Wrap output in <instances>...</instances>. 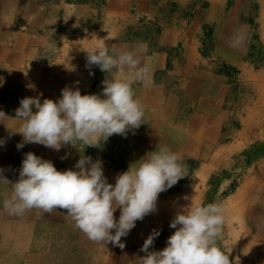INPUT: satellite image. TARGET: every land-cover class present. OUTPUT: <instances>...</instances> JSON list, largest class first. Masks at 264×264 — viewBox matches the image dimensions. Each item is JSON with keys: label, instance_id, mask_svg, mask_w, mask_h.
<instances>
[{"label": "crops", "instance_id": "0c3cea01", "mask_svg": "<svg viewBox=\"0 0 264 264\" xmlns=\"http://www.w3.org/2000/svg\"><path fill=\"white\" fill-rule=\"evenodd\" d=\"M249 4L250 0H0V78L4 80L0 111L6 115L0 118L4 140L0 169L10 181L0 183V264H135L153 230L160 235L150 250L166 246L168 221L184 203L197 197L201 203L205 194L188 185L181 191L161 192L155 213L137 221L121 238L123 249L89 240L66 210L31 209L17 216L3 208V200L11 195V182L19 178L27 152L51 161L59 171L74 169L81 155L90 156L102 161L109 183L163 145L186 165V175L179 181L197 180L202 171L215 170L218 147L232 156L233 116L240 117L243 127L246 121L241 116L249 109L247 93L231 92L238 82L248 92L251 83ZM102 43L117 50L147 46L142 60L152 70V84L133 85L143 106L144 124L126 137L113 134L99 147L75 141L59 151L36 143L17 149L23 137L10 136L8 128L20 127L14 118L22 98L42 93L41 102L55 101L66 86L78 87L82 95L101 94L108 74L93 65L90 75L84 50ZM237 70L240 73L233 76ZM263 102L261 119L249 128L250 133L264 129ZM258 164L263 166L257 176L264 180V156ZM257 205L259 211L249 213L242 228L249 233L248 243L264 253V200ZM119 214L117 209L114 217Z\"/></svg>", "mask_w": 264, "mask_h": 264}, {"label": "clouds", "instance_id": "9594fccd", "mask_svg": "<svg viewBox=\"0 0 264 264\" xmlns=\"http://www.w3.org/2000/svg\"><path fill=\"white\" fill-rule=\"evenodd\" d=\"M146 45L139 49L110 48L102 43L84 50L86 68L98 66L108 75L102 81L101 94H81L80 89L64 87L53 101L41 94L24 97L15 109L18 130L8 128L9 135L19 133L23 142L36 143L59 151L62 146L79 141L86 146L99 147L113 134L127 136L144 124V110L135 98L133 85L152 84V70L142 60ZM4 80L0 78V86ZM29 87H34L30 85ZM103 97V98H101ZM6 117L0 111V118ZM4 140L0 139V147ZM180 155L167 145L147 153L116 175L109 183L102 161L81 155L74 169L59 171L54 164L32 152L24 154L19 178L11 182V195L3 200V208L11 215H23L31 209L51 213L66 210L77 229L87 238L101 245L111 243L125 247L126 237L143 220L157 210V199L186 174ZM10 182L0 169V183ZM119 209L118 219L114 213ZM224 224L223 207L218 203L183 205L176 212L169 227L175 231L161 250L152 249L160 235L153 230L144 240L135 257V264H230L217 244Z\"/></svg>", "mask_w": 264, "mask_h": 264}, {"label": "rangeland", "instance_id": "374dc122", "mask_svg": "<svg viewBox=\"0 0 264 264\" xmlns=\"http://www.w3.org/2000/svg\"><path fill=\"white\" fill-rule=\"evenodd\" d=\"M263 1L250 0L249 4V35L252 33V36L247 39L250 44L248 78L251 82L248 92L246 89L241 90L239 82L237 83L235 79L234 82L237 84L233 85V90H231L233 95L236 94L237 96L247 93L249 108L246 115L239 112L243 115L241 116L243 120L246 121L243 127L238 121L240 117L233 116L232 156H229L228 149L218 147V164L215 170L211 167V172L202 171L198 176L200 179L178 181L176 185L170 188L171 191H181L188 185V189H193L202 196L205 194L204 199L200 198V200L202 199L201 203H218L222 205L224 224L222 234L217 239V244L226 254L229 253L230 264H264V253L259 252L256 245L248 243L249 233L244 227L242 228L249 213L255 214L256 211H259L257 204L264 200V180L262 177L257 176L259 173L258 168L263 166L258 163L259 159L264 156V129L253 133L249 131V128L258 119H261L259 106L264 101ZM239 73L240 71L237 70L235 74L233 73V76ZM252 77L255 78V82H253ZM243 100L245 99L243 98ZM241 128L242 133L239 132ZM208 169L210 170L209 167ZM191 201L199 203V197L195 200L191 198L184 205L190 204ZM242 211L244 213H241ZM152 217L154 218V216ZM155 217L157 218L156 214ZM174 231L175 229L169 228V236Z\"/></svg>", "mask_w": 264, "mask_h": 264}, {"label": "bare ground", "instance_id": "6f19581e", "mask_svg": "<svg viewBox=\"0 0 264 264\" xmlns=\"http://www.w3.org/2000/svg\"><path fill=\"white\" fill-rule=\"evenodd\" d=\"M198 188V187H197ZM241 196V195H240ZM164 247V246H163Z\"/></svg>", "mask_w": 264, "mask_h": 264}]
</instances>
